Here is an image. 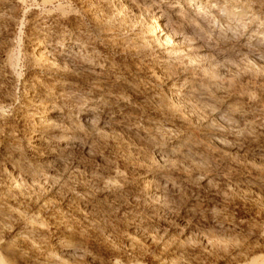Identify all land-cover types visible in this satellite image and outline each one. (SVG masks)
<instances>
[{"label":"bare ground","instance_id":"1","mask_svg":"<svg viewBox=\"0 0 264 264\" xmlns=\"http://www.w3.org/2000/svg\"><path fill=\"white\" fill-rule=\"evenodd\" d=\"M45 1L51 2L52 0ZM115 1V7L112 12L109 11L111 8L107 12L105 10L106 14H100L101 12L99 13L97 11V13L90 10L94 12L89 16L93 17L96 26H102L107 31L104 35H92L93 32H89L90 30L85 28L86 26L84 27L81 23H76L73 20L75 18L71 21L68 20L70 22L69 26L62 27L61 30L57 31L58 33L55 35L57 38H54L55 36L51 29H49V24L51 23L48 24V20L37 19L34 21L35 25H31L35 32L33 31V37L30 39L29 54L32 61L31 65H34L33 67H35L36 70L34 74L32 73L31 83H29L28 87L26 86V90L30 92V97L22 102L20 106L18 105V112H20V114L17 115L18 117L16 115L14 117L15 119H20V122L23 121V125L21 124L22 127H27V129L30 128V133H21L23 136L21 135L22 137H18L15 134V127L10 126V123L0 125V144H5L2 149L3 154H1L0 161L6 162L3 168L5 182L4 184H0V264H20V261H22V264L23 262L24 264H147L139 257L140 255L136 254V251H134L136 246L135 240L138 238L137 236H144L147 241L150 242H157L152 238L156 237L158 242H160V251L157 253L159 254L160 252V254L155 258V260H157L156 264H182L185 262L182 252L183 241L192 237H205V228L201 227L202 225L196 226V222L193 223V218L196 215L193 206H176L182 201L178 202L180 198L177 200L174 196L177 195L182 198V195L185 194L186 187L179 182L180 180H178V176L175 175V171L177 173L181 168H186V164L184 165L185 160L192 161L198 168L207 161L208 157L197 155V151L201 149L202 143L200 141L202 140H199V138L195 136L196 127L194 124L198 123L200 119L206 120L209 117H214V122L218 120L233 125L242 118V113L245 111L240 113L236 105L224 103L220 100V84L217 80L223 73L220 75H213L205 81L199 76V71L206 72L210 69H217V67L220 66L222 68V64L224 63L229 64L228 58L225 59L224 54L223 56H217L218 52H212L221 49L220 43L211 45L207 39L200 37V35L202 33L204 34V32L211 27L215 28L214 24L216 25L217 22H214L219 21L221 25H218L220 28L219 36H223L221 34H224L225 36H229L230 39V35L237 33L239 30L243 33L246 27L250 25L246 24L247 26H244V23H246L245 20L250 19L247 21L251 23L252 26L258 22L259 25L256 28L252 27L249 29L247 33L248 37L245 38V42L243 41L242 47H244V45L247 47L246 45H251L254 41L255 43L264 44V29L261 28V25L264 24V16L260 18V15H262L260 14L262 2L260 4L258 1V4L257 0H246L249 3V9H245L246 7L242 9L237 5H230L228 1L224 0L217 5V9L214 11V4L211 3V0H141L142 2H139L141 4L136 2V0ZM44 3L46 4V2ZM87 8L88 7H86V10ZM99 8L100 7H98L97 10ZM103 8H100L102 12H104ZM4 10L5 9H1L0 11V22L6 17V14L9 15L6 13L8 10ZM9 16L12 15L10 14ZM13 19L15 18L13 17ZM115 20L118 21L120 25H133L134 28L138 26L139 29H137L139 32H137V34L135 33L137 36L135 42L137 46H145L146 48L149 46L155 49L158 60L155 65L153 64L154 66H150L149 77L152 78V81L155 80L154 82L162 78H164L162 80L167 79V82H164L162 88L156 89L150 85V82H146V80L142 78L136 80V78L130 79L129 77L128 80L124 73V70L127 69H123L121 67L122 65L118 68L117 66L119 64H117V62L115 64L113 62L112 64L107 63V56L102 53L100 46L103 42L109 44L111 42H118L117 38L119 39L120 35L118 33L119 36H117V33H115L116 31H113L117 27ZM243 21L245 22L241 23ZM2 27L0 23V33L2 32ZM240 27L243 28L240 29ZM211 29L213 30V28ZM215 30L216 29H214V31ZM241 32L239 31V33ZM239 33L234 36L239 35ZM224 39L226 38L224 37ZM121 41L123 42V40H120V43ZM125 42H123L124 44L122 43V45H125ZM202 47L207 50L210 49L207 54H212L211 56L215 59L212 64L204 67L198 66V61L200 62L201 59H206V55L199 50L202 49ZM121 49H127L128 51L131 49V46L127 45V47H121L120 51H123ZM135 49L133 52H135ZM125 53L127 52L125 51ZM19 55L20 53L18 56ZM242 55L246 57V59H244L247 60L248 63L250 60V62L253 63V58L248 56L247 53H243ZM11 60H13V57H11ZM134 61L137 60L135 59ZM139 62L140 61H138L137 64H139ZM262 63L264 64V60ZM224 68L223 66V69ZM137 69L138 68H136V70ZM139 69L142 70V67ZM214 73L216 74L217 72L215 71ZM173 76H176V78H171ZM169 78L170 81L168 80ZM121 83L126 86L124 89L133 90H130L129 93L127 90H120V94L116 97L108 98L105 91H115L119 85L122 86ZM0 88L1 91L2 87ZM134 90L136 92L135 94L138 96L134 99L135 101L132 102V104L139 110L141 109L142 112H153V116L148 117V115L147 119L143 116V119H145V124L142 125L143 134H140V123L135 115L136 111L126 107L124 104V95L127 93V96H130L133 94L131 92ZM1 93H3L1 96L4 98L5 102L15 104L14 101L16 99L13 98L9 91L4 90V92ZM9 105L11 106V104ZM2 110L4 109L2 108ZM4 111L3 113H5ZM243 120H245V117ZM206 123L211 124L212 122L207 121ZM125 136L128 138L136 137L138 141H140L139 139H143L146 141L147 145L152 148H150L152 150L151 158L145 160L144 164L139 166L141 172L138 175H142L141 194L143 195L142 199L145 204L143 205L145 207H147L146 205H149L150 208L152 207L150 211L153 212L154 215L152 217L155 218V220H152L157 224L146 225L142 229L135 228L133 231L131 230V233L129 232L128 239L131 242L128 244V249H130L131 252L129 253L127 251L128 254L126 255H128V257L126 260L118 257L119 255H114L115 257L113 256V259L105 260V257L96 256V253L94 254L86 250L85 246L83 245V247L80 241L78 242L72 237L71 225L69 226L66 222L67 220L80 217V215L78 216L73 213L74 211L83 213V204L80 203L82 200L79 201L80 197H83L81 193L75 194L76 196L69 198V206H77L71 210V213H64L63 209V212H60L61 208H57L60 210H57V213L62 215V219H59V221H61V224L64 223L62 224L64 226L61 231H58V219L54 220L57 218V213L53 219L55 225L54 230L45 229L42 227L43 224L37 226L33 222H25L23 218L25 216L21 217L15 214L18 217H13L14 214L12 213L13 210L11 211V204H17V207H20L18 206L20 203L18 196L26 197L29 195V189L28 194H26L27 185L32 189L47 185L48 191H55L54 189L56 186L58 187L57 183L59 179V176H57L58 166L61 167L71 163V155L76 149L79 148L86 152H90L94 149L95 137L100 138L102 141L104 139L108 141L106 139L112 138L115 141L118 140L122 142L121 140L126 139ZM168 139H170V142H168ZM204 144V146H202V150L204 151H201L205 154V150L208 151L209 146L206 145V143ZM138 150L139 149H137V151ZM198 152L200 154V151ZM123 153L122 151V154ZM138 153L141 152L138 151ZM195 154L198 158L196 160L195 157H193ZM200 155L203 154L201 153ZM205 155H207V153ZM215 156H217V154ZM218 157H221V155ZM244 168H246V166ZM260 177L257 175L258 179ZM180 178L182 179L183 177ZM185 179H187L186 175ZM258 181L264 182V179H259ZM252 182L255 181L252 180ZM185 186H187V184ZM258 187L260 188V186ZM56 195L58 196V192H56ZM108 195L111 197L112 194L108 193ZM108 195H105L106 198ZM52 196L50 197L53 199L56 197ZM48 200H46V203ZM22 202L20 204H22ZM43 203L41 202V207L44 208L47 204L44 205ZM75 208H79V210ZM174 212H177L178 217L182 220L177 224L180 231L179 233L169 234V230L166 229L160 221L166 218L170 219ZM149 214L150 213H147L148 216ZM60 215H58V217ZM11 220L15 221L12 222ZM82 220H84L83 217ZM227 220L229 221V219ZM227 220L222 219L218 221V227L223 229L222 232H224V229H229ZM243 220L240 221V224H244L245 221ZM233 229L234 228H232V230ZM237 233L236 235H240ZM177 234L179 235L176 236ZM223 235V237H225L226 233L224 232ZM228 239L230 240V238ZM254 239L255 240L248 243L250 245L252 244L250 249L248 248L244 252L235 254L236 258L233 260L236 261L234 264H264V254L256 245L259 241L256 240L257 238L255 237ZM12 246H17L21 249L10 251ZM245 248H247V246ZM181 260L183 261L180 262ZM228 261H230L229 258ZM186 263L191 264L193 262L190 263V261L187 260Z\"/></svg>","mask_w":264,"mask_h":264},{"label":"rangeland","instance_id":"2","mask_svg":"<svg viewBox=\"0 0 264 264\" xmlns=\"http://www.w3.org/2000/svg\"><path fill=\"white\" fill-rule=\"evenodd\" d=\"M87 1L90 4L91 2L92 4H95L90 5ZM111 1L112 0H52L51 3L50 1L45 0H0V11L1 9H5L4 11L8 10V12L6 11V13L12 15L9 16L6 14V17H4L5 20L3 19L0 22L1 27L3 26L1 29L2 32L0 33V87H2V90L0 91V96L1 94L3 95V93L1 92H4L5 90L9 91L13 98L16 99L14 101L15 104H13L5 102L4 98L2 96L0 97V125H6L10 123V126L15 127V134L18 137L23 136L21 133H30V128L27 129V127H22L23 121L20 122V119H15L14 117L15 115L17 116L20 114V112H18L20 104L30 97V92L27 91L26 88L29 86V83H31V76L36 70L35 67H33L34 65H31L32 61L30 59L29 54L30 39L33 37V34L35 32L32 27L35 25L34 21L37 19H44L46 21L48 20V24L51 23L49 24V29H51L53 35L55 36L56 33H58L57 31L61 30L62 27L69 26V21L75 18L73 20L78 24L81 23L84 27L86 26L85 28L90 30L89 32H93L92 35H104L107 31L102 26H96L93 17L89 15H92L94 12L97 11L99 13L101 12L100 14H106L105 10L107 12L110 8L111 10L109 11L112 12L115 7L114 4L116 3V1ZM142 1L136 0V2L138 3ZM223 1L224 0H211V3L214 4V11L217 9V5ZM226 1H228V4L230 5H237L242 9H244L245 7V9H249V3L246 0ZM258 1L260 2V4L262 2V7L260 9V14H262L260 15L261 18L262 16H264V0H257V2ZM44 2H46V4ZM106 2L108 5L106 4ZM102 5L104 6V8ZM86 7H88L87 10ZM98 7L103 8L104 12H102V9L100 8L97 10ZM69 15L70 17L73 15L71 19ZM13 17L16 20L13 19ZM247 20L249 21L250 19H246V23H244L245 21L241 22L245 24L244 26L250 24L246 27V30L244 27L245 31H243V33L241 32V30H239L241 33L237 31L239 35L234 36L237 33L230 35V39L229 36H225L224 34H221L223 36H219V21L214 22H217V26L214 24L215 28L211 27L213 28V30L211 28L209 29L210 31L207 29L204 34H201L202 36L200 35V37L207 39L209 41V44L211 45H216V43H220L219 45L221 49H217L216 51L212 52H218L217 56H223L224 54L225 59L228 58L227 60L229 64H222L225 67L224 69L223 66L222 68L220 66L217 67V69H210L206 72L199 71V73L202 74H199V76L205 81L213 75H220L221 73H223L218 77L217 80L220 84V100L224 103H231L236 105L240 113H242V111L245 112L242 113V120L240 119L241 122L239 120L238 122H236V124L233 125L218 120L214 122V117H209L206 120L200 119L198 123L194 124V126L196 127L195 136H197L199 140H202L200 141L202 143L201 149L198 151H200V154L202 153L203 155H200L198 151V154H196L198 156H206V158H208L207 161L202 164V166H199V168L196 167L192 161L185 160L184 165L186 164L185 166L187 169L181 168L183 172L180 169L179 170L181 172L177 171L176 173L175 171V175L178 176V180H180L179 182L184 187L188 188H185L186 191L184 190L185 194L182 195V198L181 196L179 197L177 195H175L174 197L177 198V200L179 198L181 199H179L180 201L178 200V202L182 201L181 203H179V205L176 206H193L196 211V215L193 218V223L196 222V226L202 225L201 227L205 228V237H192L187 238L186 241H183L184 244L182 252L184 256L183 259L185 260V262H183L182 264H187V260H189L190 263L193 262L191 264H234V262L236 261L233 260L236 258L235 254L244 252L248 248L250 249L252 247V244L250 245L248 243L255 240L254 237L257 238L256 240L259 241L258 244H256L257 248H260L261 252L264 254V182L258 181L259 179H264V170H261L264 169V64L262 63V61L264 60V44L255 43L254 41L253 44L255 45L249 44L246 45L247 47H245V45L244 47H242L243 43L245 42L244 40H246L245 38L248 37L247 33L249 29H251L252 27L256 28L259 25L258 22L257 24L252 26L251 23H248ZM115 22L118 28L116 27L117 29L115 28L113 31H116L115 33H117V36L120 35L119 39L117 38L118 42H111L110 44L103 42V44L100 46V50L102 51V53L107 56V63L112 64L113 62L115 64L117 62V64H119L118 66L116 64L118 68L122 65L121 67L123 69H127L124 70V73L126 74L128 80L129 77L130 79L136 78V80L138 78H142L146 80V82H150V85L152 87L156 89L162 88L164 86V82H167V79L162 80L164 79L162 78L161 80H156V82H154L155 80L152 81V78L149 77V68H151L150 66H154L156 61L158 60L155 49L149 46H147V48L145 46H137L135 42L137 37L136 34L137 32H139L138 26L134 28L133 25L124 26L120 25V23L116 20ZM242 28L240 27V29ZM261 28L264 29V24L261 25ZM214 29L216 30L214 31ZM224 37L226 39H224ZM54 38L57 37L55 36ZM120 40H123V42L126 41L125 45H122L123 42L121 41L120 43ZM127 45L131 46L132 50L129 49L130 51H127V49H121L124 52L120 51L121 47H127ZM134 49L135 52H133ZM199 50H201V52L206 55V59H201L200 62L198 61V66L204 67L212 64L215 59L213 56H211L212 54H207L209 53L208 50L210 49L207 50L206 48L202 47V49ZM125 51L127 53H125ZM19 53L20 55L18 56ZM243 53H247L248 56L252 57L253 60L257 62H254L252 60V63L250 62V60L249 63L252 64H249L248 61L245 60L246 57L242 55ZM11 57H13V60H11ZM208 57L210 58V60ZM135 59L137 61H134ZM138 61H140L139 64H137ZM141 67L142 70L139 69ZM136 68L138 69L136 70ZM212 70L214 72L216 71L218 74H215ZM1 75H3L4 78ZM137 75H139L140 77ZM6 76L7 80L9 78L8 82L6 80ZM171 78H176V76H173ZM168 80L170 81V78ZM121 84L122 86L119 85L118 88L116 87L117 89L115 91H105L107 97H116L118 94H120V90H127L128 93L130 92V90H133L124 89V87L126 86L123 83ZM131 93L133 94L130 96H127V93L124 95V104L126 105V107L132 108L136 111L135 115L137 116V119L140 123V134H143L142 125L145 124V119L153 116V112H142L141 109L139 110L138 108H136L135 105L132 104V102L135 101L134 99H136L138 95L135 94V90ZM9 104H11V106ZM2 108L5 111L2 110ZM3 111L5 113H3ZM143 116L146 118L143 119ZM244 117L247 122L243 120ZM207 121L212 123L208 124L206 123ZM125 137L126 139L121 140L122 142L118 140L115 141L112 138L106 139L108 141H105V139L102 141L100 138L95 137V147L93 146L94 149L90 152H86L79 148L76 149L71 155V163L65 166L63 165L61 167L58 166V187L56 186L57 188L55 187L54 189L56 192H58V196L56 195L55 191H48L47 185L38 186L35 189H32L27 185L26 194H28L29 189V195H25L26 197L18 196L20 200L18 201L20 203L23 201L24 203L22 202V204H20L19 202H17L19 203L18 206L20 207H17V204H11V211L13 210L12 213L14 214L13 217H18L17 215H20L21 217L25 216L23 217L25 222H33L37 226H41L43 224L42 227H44L45 229L54 230L55 225L53 219L57 214L60 215L59 213H57V210H61L60 212H63V209L64 213H71V210H73L74 207L77 206H69V198L72 196H76L78 193H81L83 197H80L79 201L82 200L80 203L83 204V213H80L79 211L73 212L78 216L80 215L81 218L76 217L74 219L67 220L66 222L69 226L71 225L70 229L72 231L71 233L73 234L72 237H74L78 242L80 241L81 245H84L86 250L93 252L94 254L96 253V256L98 255L102 258L105 257V260H110L111 258L113 259L117 255H119L118 257L123 258V260H126V258L128 257V255H126L128 254L127 251L129 253L131 252L130 249H128V244L131 242L128 239L129 232L131 233L135 228L142 229L146 225L157 224L155 221H153L155 220V218L152 217L154 215L153 212L150 211L152 207L150 208L149 205H146L147 207L144 206L145 204L142 199L143 195L141 194L142 175H138L141 172L139 166L144 164L145 160L151 158L152 148L148 146L146 141H144L143 139H139L140 141H138L136 137L134 138H136L137 140L134 138H128L127 136ZM168 140V142H170V139ZM204 143L209 146V153L205 150V154L207 153V155L202 152L204 151L202 150V146L205 145ZM4 145L5 144H0V158L1 154H3L2 149ZM137 149H139L138 151H140L141 153H138ZM122 151L125 154H122ZM196 154L193 156L195 157V160L198 159ZM216 154L217 156H215ZM220 155L221 157H218ZM5 163L6 162L0 161V184H4L5 182V177L3 175V168L5 166ZM245 166L246 168H244ZM253 168L255 171L253 170ZM185 175L187 179H185ZM257 175L258 177H261L258 179ZM180 177L183 178L181 179ZM252 180L257 183L252 182ZM183 183L185 185L187 184V186H185ZM116 185H118L119 187ZM258 186H260V188ZM115 187L118 188L116 189ZM114 190L117 191L115 192ZM104 192L107 195L108 193L112 194L111 197L110 195H108L109 197L107 196L106 198V194ZM52 195L56 196L54 197V199L56 200L50 197ZM46 200H48L47 203ZM41 202H44L43 204L47 205H43V208L41 207ZM58 207L61 209H57ZM76 210H79V208ZM147 213H150L152 215L149 214L148 216ZM58 215L56 216L57 218H55L54 220L58 219V231H61L62 227L64 226L62 224L64 223H60L61 221H59V219H62V215H60L59 217ZM82 217L84 220H82ZM220 217L226 220L229 219V221L227 220L229 229H226L227 231L224 229V232L226 233L225 237H223V229L218 227V221L222 220ZM241 220L245 221L246 223L244 222V224H240ZM14 221L15 220H13L12 222ZM180 221L182 220L178 217L177 212H174L173 216L170 217V219L166 218L160 222L166 229L169 230V234H175L177 232L179 233L180 231V228L177 227V224H179ZM232 228L234 229L232 230ZM236 233L240 235H236ZM178 235L179 234H177L176 236ZM137 237V240H135V245L137 246H135L134 249V251H136L135 253L140 255L139 257L145 263L156 264L157 260H155V258L160 254V252L159 254H157L158 251H160V242H158L156 237L152 238L157 242L147 241L144 236ZM228 238H230V240ZM188 240L191 242H189ZM244 246H247V248H245ZM15 249L21 248L17 246H12L10 251H15ZM225 250H227L228 252ZM228 258L230 261H228ZM182 261L183 260H181L180 262ZM20 264H22V261H20Z\"/></svg>","mask_w":264,"mask_h":264}]
</instances>
